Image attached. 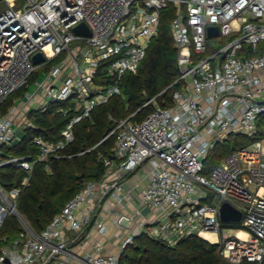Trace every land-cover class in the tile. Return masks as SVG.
<instances>
[{
  "label": "built area",
  "instance_id": "built-area-1",
  "mask_svg": "<svg viewBox=\"0 0 264 264\" xmlns=\"http://www.w3.org/2000/svg\"><path fill=\"white\" fill-rule=\"evenodd\" d=\"M6 1L0 12V106L30 84L39 67L48 69L0 115V169L14 164L28 172L11 188L0 176V238L8 240L1 235L7 216L21 226L18 236L0 245V264H121L125 248L141 235L169 247L196 235L218 244L233 264H264V136L225 155L210 177L203 174L219 144L233 134L254 137L260 131L264 0ZM171 4L180 71L172 101L151 98L145 105L154 109L143 120H118L103 178L86 182L45 229L35 230L19 211L18 198L36 163L50 170L51 160L74 141L75 125L122 94V78L137 72ZM82 22L89 35L75 32ZM214 26L218 33L209 36ZM40 51L45 59L35 63ZM102 64L109 83L96 82ZM68 99L77 113L59 139L35 136V159L7 154L21 141L31 110L46 111ZM134 174L142 181L131 184ZM208 190L219 195L216 202H205ZM226 201L242 212L240 221L221 219Z\"/></svg>",
  "mask_w": 264,
  "mask_h": 264
},
{
  "label": "trees",
  "instance_id": "trees-1",
  "mask_svg": "<svg viewBox=\"0 0 264 264\" xmlns=\"http://www.w3.org/2000/svg\"><path fill=\"white\" fill-rule=\"evenodd\" d=\"M175 15L174 5H169L161 13V25L158 36L154 37L147 54L137 72H128L122 78V94L110 98L104 104L95 107L91 117L84 118L75 125V139L61 152L60 157L51 160L50 170L46 164L37 162L30 176L29 184L24 186L18 198V209L27 218L33 228L42 231L51 222L64 204L78 193L88 181L103 178L106 167L104 158L113 156L116 133H112L117 121L132 115L134 121H141L154 109L147 101L156 97L160 104L172 101V93L179 88L174 84L180 75L177 66L178 49L171 32V22ZM58 58L54 60L56 63ZM103 64L96 82L109 83L102 78ZM40 76L34 74L31 84ZM31 84L11 94L0 106V115H5ZM77 113L73 99L56 101L49 104L46 111L33 109L29 113L30 124L21 131V141L7 149V154L15 157L35 159L39 153L33 142L37 135L46 140L55 141L61 137L62 130ZM262 121V120H261ZM260 131L254 137L233 134L219 144L206 160L217 164L228 153L263 138L264 126L260 122ZM28 172L9 164L0 169V176L7 188L20 185ZM21 226L13 215L7 216L1 229V235L8 240L18 236ZM8 240L0 238V245ZM219 245L199 237L183 239L176 247L141 235L129 244L122 256L121 264H233L220 255ZM242 264H256L247 260Z\"/></svg>",
  "mask_w": 264,
  "mask_h": 264
},
{
  "label": "water",
  "instance_id": "water-1",
  "mask_svg": "<svg viewBox=\"0 0 264 264\" xmlns=\"http://www.w3.org/2000/svg\"><path fill=\"white\" fill-rule=\"evenodd\" d=\"M1 1V0H0ZM75 32L80 34H90L89 27L85 22L80 23L74 28ZM218 33V27H210L208 31V35L212 36ZM33 61L35 63H40L45 59L44 54L40 51L33 55L32 57ZM220 217L224 221H240L242 217V212L238 209H236L230 202H224L220 209ZM121 222L129 226V220L125 217L121 219Z\"/></svg>",
  "mask_w": 264,
  "mask_h": 264
},
{
  "label": "rangeland",
  "instance_id": "rangeland-1",
  "mask_svg": "<svg viewBox=\"0 0 264 264\" xmlns=\"http://www.w3.org/2000/svg\"><path fill=\"white\" fill-rule=\"evenodd\" d=\"M7 7H8V3H7V1H6V0H1V1H0V12L6 10ZM230 38H231V36L229 37V39H230ZM227 40H228L227 37H226V38H223V42H226ZM209 53H210V52H209ZM209 53H208V54H209ZM61 58H62V56L58 58V61H59ZM47 69H48V66H47V65H46V66L39 67L35 74H40L42 71H45V70H47ZM30 82H31V81H30ZM34 82H35V81H34ZM34 82H33L32 84L30 83L31 86H34ZM261 120H262L261 123H262V125L264 126V115L261 117ZM246 145H247V144H246ZM215 165H216V164L214 163V161H212V160L208 161L207 164H206V167H205V169H204V171H203V174H204L205 176L210 177L211 172H212L213 168L215 167ZM208 194H209V198H208L205 202L214 203V202H216V201L218 200V198H219V195H218L216 192L212 191V190H208Z\"/></svg>",
  "mask_w": 264,
  "mask_h": 264
},
{
  "label": "crops",
  "instance_id": "crops-1",
  "mask_svg": "<svg viewBox=\"0 0 264 264\" xmlns=\"http://www.w3.org/2000/svg\"><path fill=\"white\" fill-rule=\"evenodd\" d=\"M34 86H31L30 89H33ZM142 181V176L139 175V174H134L133 177L131 178L130 180V183L131 184H136L138 182H141ZM144 184V183H142Z\"/></svg>",
  "mask_w": 264,
  "mask_h": 264
},
{
  "label": "bare ground",
  "instance_id": "bare-ground-1",
  "mask_svg": "<svg viewBox=\"0 0 264 264\" xmlns=\"http://www.w3.org/2000/svg\"><path fill=\"white\" fill-rule=\"evenodd\" d=\"M206 237L210 238L211 240L215 241L216 240V236L212 233H205L204 234ZM240 235H243V233H240Z\"/></svg>",
  "mask_w": 264,
  "mask_h": 264
}]
</instances>
